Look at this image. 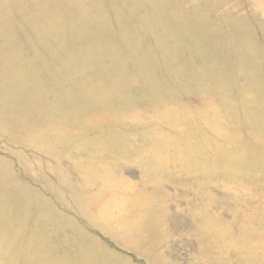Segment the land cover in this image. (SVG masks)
<instances>
[{
    "label": "rangeland",
    "instance_id": "1",
    "mask_svg": "<svg viewBox=\"0 0 264 264\" xmlns=\"http://www.w3.org/2000/svg\"><path fill=\"white\" fill-rule=\"evenodd\" d=\"M0 264H264V0H0Z\"/></svg>",
    "mask_w": 264,
    "mask_h": 264
}]
</instances>
